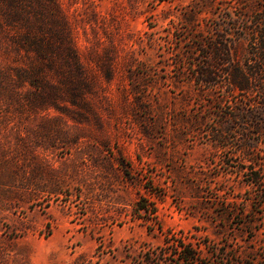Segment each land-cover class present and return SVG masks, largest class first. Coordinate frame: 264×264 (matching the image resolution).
I'll list each match as a JSON object with an SVG mask.
<instances>
[{"label":"rangeland","instance_id":"374dc122","mask_svg":"<svg viewBox=\"0 0 264 264\" xmlns=\"http://www.w3.org/2000/svg\"><path fill=\"white\" fill-rule=\"evenodd\" d=\"M201 4L0 0V264H167L143 258L168 239L264 264V137L257 164L241 121L214 139L244 97L190 80L223 11Z\"/></svg>","mask_w":264,"mask_h":264},{"label":"trees","instance_id":"16d2710c","mask_svg":"<svg viewBox=\"0 0 264 264\" xmlns=\"http://www.w3.org/2000/svg\"><path fill=\"white\" fill-rule=\"evenodd\" d=\"M215 1L222 4V15L213 32L198 43L199 50L205 53L198 61L191 62L194 71L190 80L200 96L203 90L213 93L217 87L224 89L223 95L217 98L220 103L231 95L244 97L231 106L233 113L222 115L224 121L214 139L227 146L231 134L235 132L230 125L231 120L241 121L238 123L239 145L235 148L245 152L247 158L253 156L251 162L257 164L260 156L255 149L260 138L264 137V0H205V4L200 5H203L202 12L215 15ZM241 43H246L242 55L238 53ZM193 58L196 60L194 55ZM250 172L253 175L250 183L263 182V171L251 169ZM145 202L146 199H139L135 210L138 214L144 210L150 219L157 209ZM166 243L164 253L150 251L143 261L150 263L152 253L158 259H162V255H173L167 264H211L203 252L191 243L179 240L170 243L169 239Z\"/></svg>","mask_w":264,"mask_h":264}]
</instances>
